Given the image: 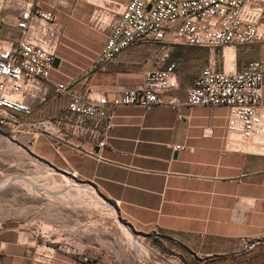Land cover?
I'll list each match as a JSON object with an SVG mask.
<instances>
[{"label":"crops","instance_id":"0c3cea01","mask_svg":"<svg viewBox=\"0 0 264 264\" xmlns=\"http://www.w3.org/2000/svg\"><path fill=\"white\" fill-rule=\"evenodd\" d=\"M37 1L54 12L64 30L56 55L60 62L50 76L53 82L76 78L75 88L82 93L91 86L112 97L140 85L147 69L176 62L179 84L164 95L177 97V106H121L104 146L78 137L72 138L76 146L67 143L56 149L44 135L33 142L40 157L90 180L135 231L154 238V255L123 264H264V136L249 138L239 149L229 147L228 107L185 103L194 74L209 64L220 71L239 70L259 59L264 67V42L215 48L176 43L165 62L160 59L164 42L133 43L115 60L97 61L87 73L108 34L92 23L96 8L108 2L120 11L130 0ZM1 34L18 36L14 28H3ZM69 99L68 93L50 95L44 102L34 99L30 117H48ZM45 143L48 150L42 147ZM175 144L186 148L175 149ZM91 149L94 155L87 153ZM249 240L257 244L245 249ZM43 241L35 231L0 214L3 264H45L36 259ZM133 245L140 247L135 240ZM52 264L115 263L106 253L62 246Z\"/></svg>","mask_w":264,"mask_h":264},{"label":"built area","instance_id":"2783aa9c","mask_svg":"<svg viewBox=\"0 0 264 264\" xmlns=\"http://www.w3.org/2000/svg\"><path fill=\"white\" fill-rule=\"evenodd\" d=\"M0 3L3 6V0ZM15 7L12 13H3L0 8V135L8 133L31 143L44 135L56 149L67 143L76 146L72 138L78 137L104 146L121 106L181 103L177 97L167 99L164 95L179 84L175 61L166 68L147 69L140 85L128 86L112 97L91 86L82 93L75 88L76 78L53 82L50 76L64 35L62 24L37 0H16ZM92 23L108 29V34L99 58L87 73L97 61H113L133 43L164 42L160 59L165 62L176 43L215 48L264 42V0H130L120 11L107 2L96 8ZM3 28L16 29L18 36L2 35ZM263 80L259 59L248 61L239 70L220 71L209 64L194 74L185 103L226 105L228 144L239 149L249 138L264 136ZM63 93L70 95L64 108L48 117H30L32 100L44 102L50 95ZM174 148L185 149L186 145L175 144ZM87 153L95 154L92 149ZM40 236L44 241L37 246L36 259L52 264L56 249L63 245L44 232ZM256 244V240H249L244 248Z\"/></svg>","mask_w":264,"mask_h":264},{"label":"rangeland","instance_id":"374dc122","mask_svg":"<svg viewBox=\"0 0 264 264\" xmlns=\"http://www.w3.org/2000/svg\"><path fill=\"white\" fill-rule=\"evenodd\" d=\"M15 1L3 0L1 11L15 12ZM7 134L0 135V214L63 246L106 253L115 264L156 253L154 238L135 231L90 180L40 157L28 139ZM12 176L35 179L37 186L23 180L4 185Z\"/></svg>","mask_w":264,"mask_h":264},{"label":"bare ground","instance_id":"6f19581e","mask_svg":"<svg viewBox=\"0 0 264 264\" xmlns=\"http://www.w3.org/2000/svg\"><path fill=\"white\" fill-rule=\"evenodd\" d=\"M14 180H20V181H28L30 183H32L33 185L37 186V182L35 179H30V178H25L23 176H12L10 177L8 180L4 181V185L8 184L9 182H12ZM27 183V182H26ZM39 186V185H38ZM41 186V185H40ZM39 188V187H38ZM41 188V187H40ZM43 189V188H42Z\"/></svg>","mask_w":264,"mask_h":264},{"label":"water","instance_id":"95a60500","mask_svg":"<svg viewBox=\"0 0 264 264\" xmlns=\"http://www.w3.org/2000/svg\"><path fill=\"white\" fill-rule=\"evenodd\" d=\"M151 6V4H148V8ZM59 62H60V58L59 57H57V56H55L54 57V60H53V63H54V65L55 66H57L58 64H59ZM49 161V160H48ZM49 162H51V161H49ZM53 163V162H52ZM55 164V163H54ZM64 169V168H63ZM65 170V169H64ZM119 211V210H118Z\"/></svg>","mask_w":264,"mask_h":264}]
</instances>
